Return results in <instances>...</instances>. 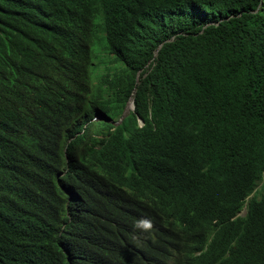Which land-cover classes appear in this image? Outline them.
Segmentation results:
<instances>
[{
    "label": "trees",
    "instance_id": "1",
    "mask_svg": "<svg viewBox=\"0 0 264 264\" xmlns=\"http://www.w3.org/2000/svg\"><path fill=\"white\" fill-rule=\"evenodd\" d=\"M263 177L264 0H0V264H264Z\"/></svg>",
    "mask_w": 264,
    "mask_h": 264
},
{
    "label": "clouds",
    "instance_id": "2",
    "mask_svg": "<svg viewBox=\"0 0 264 264\" xmlns=\"http://www.w3.org/2000/svg\"><path fill=\"white\" fill-rule=\"evenodd\" d=\"M104 34H105L104 24L103 22H99L97 24V31H96L97 42L92 45H88V51L92 53V61L87 67L88 97L99 101H102V99H110L111 97L113 98V96L116 95L117 91L119 90V83L117 82V77L120 75L121 72L120 65L113 60L114 58L113 54L112 53L109 54L107 53V51L103 49ZM138 77H139V72H137L136 74V80L138 79ZM134 93H135V89L133 88L129 99L124 105L123 111L119 119L115 121V123L121 121L123 116L128 114L130 111L134 110V101H133ZM128 102H130V107L128 109V112L124 114V110L126 109L125 107L128 104ZM104 118L107 121H113L112 118L106 117L105 115L100 113L95 114L93 119H104ZM138 122L142 125L141 119H139ZM262 181H264V177ZM244 213H245V207L241 210L240 214H244ZM139 224H142L145 227L151 226L150 222L147 220H142L139 222Z\"/></svg>",
    "mask_w": 264,
    "mask_h": 264
},
{
    "label": "rangeland",
    "instance_id": "3",
    "mask_svg": "<svg viewBox=\"0 0 264 264\" xmlns=\"http://www.w3.org/2000/svg\"><path fill=\"white\" fill-rule=\"evenodd\" d=\"M129 107H130V102H128V104L126 105V107H125L126 109L124 110V114L128 112ZM262 184H264V181H262V182L258 185L257 189H259V188L261 187ZM243 211H244V210H243ZM243 211H242V213H243Z\"/></svg>",
    "mask_w": 264,
    "mask_h": 264
}]
</instances>
